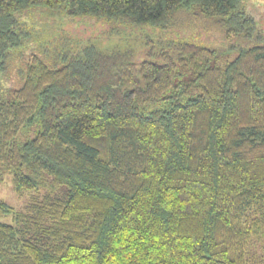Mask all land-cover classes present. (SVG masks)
<instances>
[{
  "label": "trees",
  "instance_id": "trees-1",
  "mask_svg": "<svg viewBox=\"0 0 264 264\" xmlns=\"http://www.w3.org/2000/svg\"><path fill=\"white\" fill-rule=\"evenodd\" d=\"M181 12L251 44L215 63ZM259 19L246 0H0V73L22 82L0 98V180L28 195L0 199V264H264Z\"/></svg>",
  "mask_w": 264,
  "mask_h": 264
},
{
  "label": "rangeland",
  "instance_id": "rangeland-1",
  "mask_svg": "<svg viewBox=\"0 0 264 264\" xmlns=\"http://www.w3.org/2000/svg\"><path fill=\"white\" fill-rule=\"evenodd\" d=\"M248 3L249 9L254 12H257L260 17V22L264 27V0H246ZM46 15V16H45ZM40 15L44 22H47L50 25H55L62 32V36L66 37L69 35V38H77L79 40H89L95 38H101L102 42H109L110 38H106L105 35L110 30L111 25H108L106 22L101 20H95L93 18H75L70 19H58L48 17V14ZM178 23L186 28H189L192 32L199 31L201 38L204 39V42L217 49V57L214 60L215 63H224L228 59L234 58L238 54L237 49H228L229 46H246L250 45L251 42L245 40L242 37H236L232 39L226 38L224 30L214 24L211 19H206L200 16H194L189 13L181 12L177 17ZM188 31V30H187ZM189 33V32H188ZM15 54H18V65L22 67L28 60V48L20 47L15 51ZM21 81L17 79L16 72L14 70H8L6 73H0V98H9L11 95V90L14 86H20ZM25 139V137L23 136ZM0 199L7 201L9 204L14 206L15 209L21 210L27 204L28 195L26 192H18L14 188L12 177L8 173L1 174L0 180ZM7 221H11V215L3 216Z\"/></svg>",
  "mask_w": 264,
  "mask_h": 264
}]
</instances>
